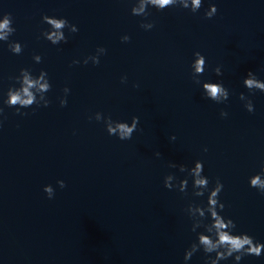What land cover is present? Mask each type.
Listing matches in <instances>:
<instances>
[{"label": "water", "instance_id": "obj_1", "mask_svg": "<svg viewBox=\"0 0 264 264\" xmlns=\"http://www.w3.org/2000/svg\"><path fill=\"white\" fill-rule=\"evenodd\" d=\"M213 2L219 10L211 19L204 15L207 0L198 13L150 9L151 30L141 27L144 17L132 15L130 0L0 2V12L15 18L11 39L25 44L17 55L0 42V97L23 67L47 69L53 83L47 107L23 116L5 106L0 264H184L195 238L184 209L206 197H193L191 185L188 195L166 188L167 174L186 175L170 161L204 160L212 184L217 177L224 182L225 214L238 230L264 240V194L248 182L264 170V93L243 85L250 70L264 78V0ZM44 13L66 16L80 31L66 29L68 42L53 45L41 34L48 27ZM124 34L131 40L122 41ZM101 45L108 50L101 63L85 65L83 58ZM197 50L209 66L202 79H222L233 93L229 102L207 99L192 79ZM77 58L81 63L73 64ZM65 85L71 93L61 106ZM241 91L252 96L255 112L244 107ZM96 111L114 119L139 115L140 127L120 140L103 121L88 119ZM49 183L56 188L52 199L44 191ZM189 264H205L203 253ZM241 264H264V257L246 256Z\"/></svg>", "mask_w": 264, "mask_h": 264}, {"label": "clouds", "instance_id": "obj_2", "mask_svg": "<svg viewBox=\"0 0 264 264\" xmlns=\"http://www.w3.org/2000/svg\"><path fill=\"white\" fill-rule=\"evenodd\" d=\"M2 2V0H0ZM131 13L134 16L144 17L141 21V27L145 30H151L155 27V21L147 19L150 17V9L164 11L172 7L190 9L192 13H198L204 6L205 0H130ZM208 6L204 9V15L211 19L218 12V4L213 0H207ZM12 12H0V42H7L11 52L19 55L24 51L25 44L20 40L11 39L17 31L14 23ZM43 23L48 27L42 30V36L50 41L53 45H61L68 42V34L80 31L78 24L73 23L66 16L43 14ZM122 41H130L131 36L124 34L121 36ZM107 48L103 45L98 46L94 54H89L83 58L85 65L90 62L94 65L101 63V57L107 54ZM36 63L43 61L42 54L36 53L33 56ZM73 64H80L79 58L72 61ZM206 55L197 50L193 53L190 70L191 77L195 83L201 86L202 94L218 104L229 102L232 93L222 79H202L203 74L208 69ZM214 72L217 77L223 76V66L216 65ZM10 80L15 81L11 84L6 93L0 97V129L4 127V121L7 118L5 106L14 108L19 115L27 116V109L33 111L39 107H47L52 103L49 92L53 88L52 79L47 69L41 68L35 72L30 67L20 69L18 75L10 76ZM127 75L121 77L122 82H127ZM243 85L249 93H264V78L251 70L243 79ZM139 87V84L136 85ZM71 88L67 85L63 88V95L59 96L61 106H67L68 97ZM239 98L244 102V107L248 112H255L256 105L251 95L241 91ZM35 106V107H33ZM220 115L228 117L229 112L222 109ZM89 120L103 121L109 135L116 136L120 140L132 139L134 133L140 127V116L133 115L128 119H114L111 114L105 115L102 111H96L94 115L88 116ZM171 140L175 141L176 136L173 134ZM205 147L204 151H207ZM156 156L162 154L157 151ZM171 168L179 167L180 172L186 173L185 176L179 177L175 172H171L164 177L166 188L178 189L180 192L188 195L189 186L191 185V195L193 197H206V200H191L185 207L189 220L191 221V232L195 238L191 241L189 247L184 252V264H189L194 255L202 252L205 264H222V262H231V264H241L246 256L264 257V240H259L247 231H240L237 228L235 219L225 214L226 203L221 199V193L224 190V182L217 177L212 184L211 178L205 173V162L202 159H196L191 166L187 164L177 165L170 161ZM250 187L257 189L264 194V170L257 171L248 177ZM61 188L66 187V181L60 179L57 181ZM44 191L49 199L55 197L56 188L49 183L44 186Z\"/></svg>", "mask_w": 264, "mask_h": 264}]
</instances>
